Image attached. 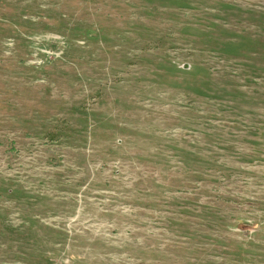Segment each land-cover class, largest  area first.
Returning <instances> with one entry per match:
<instances>
[{
  "label": "rangeland",
  "instance_id": "rangeland-1",
  "mask_svg": "<svg viewBox=\"0 0 264 264\" xmlns=\"http://www.w3.org/2000/svg\"><path fill=\"white\" fill-rule=\"evenodd\" d=\"M0 264H264V0H0Z\"/></svg>",
  "mask_w": 264,
  "mask_h": 264
}]
</instances>
